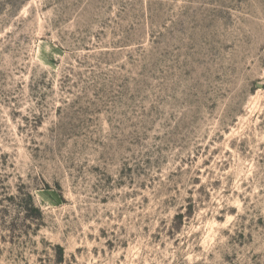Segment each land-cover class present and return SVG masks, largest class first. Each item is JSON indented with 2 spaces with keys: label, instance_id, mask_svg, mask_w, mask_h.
Listing matches in <instances>:
<instances>
[{
  "label": "rangeland",
  "instance_id": "1",
  "mask_svg": "<svg viewBox=\"0 0 264 264\" xmlns=\"http://www.w3.org/2000/svg\"><path fill=\"white\" fill-rule=\"evenodd\" d=\"M0 264H264V0H0Z\"/></svg>",
  "mask_w": 264,
  "mask_h": 264
}]
</instances>
